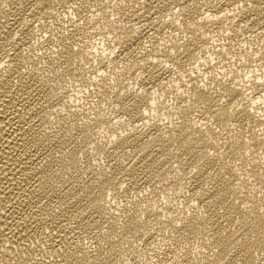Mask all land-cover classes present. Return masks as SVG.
I'll list each match as a JSON object with an SVG mask.
<instances>
[{
  "label": "bare ground",
  "instance_id": "bare-ground-1",
  "mask_svg": "<svg viewBox=\"0 0 264 264\" xmlns=\"http://www.w3.org/2000/svg\"><path fill=\"white\" fill-rule=\"evenodd\" d=\"M263 68L264 0H0V264H264Z\"/></svg>",
  "mask_w": 264,
  "mask_h": 264
},
{
  "label": "rangeland",
  "instance_id": "rangeland-1",
  "mask_svg": "<svg viewBox=\"0 0 264 264\" xmlns=\"http://www.w3.org/2000/svg\"><path fill=\"white\" fill-rule=\"evenodd\" d=\"M101 44H102V42H100ZM100 43H97V44H99L98 46H100L101 44ZM103 44H104V42H103ZM101 45V46H104V45ZM256 46H258V44L256 45ZM242 48H244V47H242ZM242 48H241V50H242ZM263 70H264V68H263ZM262 70V71H263ZM216 70H214L213 72H212V74H216V72H215ZM209 74V73H208ZM85 86H83L82 87V89L84 88ZM81 89V90H82ZM85 91H88V89L87 88H84L83 90H82V92H80L79 91V93H78V96H80L79 97V100H81L80 102H82V103H84L85 102V98H84V96H85V93H87V92H85ZM85 92V93H84ZM82 95H83V97H82ZM82 100H84V101H82Z\"/></svg>",
  "mask_w": 264,
  "mask_h": 264
}]
</instances>
